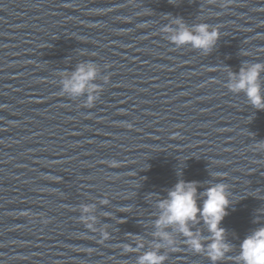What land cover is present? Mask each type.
Instances as JSON below:
<instances>
[{
    "label": "water",
    "instance_id": "1",
    "mask_svg": "<svg viewBox=\"0 0 264 264\" xmlns=\"http://www.w3.org/2000/svg\"><path fill=\"white\" fill-rule=\"evenodd\" d=\"M176 19L219 40L177 47ZM86 62L103 89L92 107L60 94ZM245 63H264V0H0V264H136L161 242L158 201L178 179L228 185L234 264L264 226V110L227 87ZM164 230L165 264H210Z\"/></svg>",
    "mask_w": 264,
    "mask_h": 264
},
{
    "label": "clouds",
    "instance_id": "2",
    "mask_svg": "<svg viewBox=\"0 0 264 264\" xmlns=\"http://www.w3.org/2000/svg\"><path fill=\"white\" fill-rule=\"evenodd\" d=\"M231 0H225V5ZM176 28L164 29L170 33V41L177 47L190 45L193 49L208 52L219 40V32L207 23H200L192 27L186 26L181 19H176ZM261 73H264V63H245L238 73L229 72L228 90L233 94L243 93L250 105L256 110H264V86L261 83ZM98 69L95 63L79 64L70 75H64L61 80V95L73 100L86 96L84 105L92 107L100 98L102 87L95 83ZM109 77L104 82L108 83ZM264 148V142L256 144ZM178 176L182 173L178 172ZM200 184L196 181L186 182L178 179L177 183L168 191L167 198L158 201L160 216L155 222L159 238L154 250L146 251L138 256L136 264H165L167 257L159 249L167 245L175 251V241L171 234L164 229L173 226L185 239L187 247L196 254H204L210 264H222L233 251V246L226 239V229L221 227L222 221L229 214L228 209L233 206L229 197L227 184L209 182L203 192H198ZM202 200V204L199 202ZM107 204V199L100 201ZM80 222L91 232L95 228V204H85L79 209ZM202 222L208 235L193 232L190 225ZM258 223V221H254ZM105 237L106 232H101ZM143 247V245H140ZM125 252L133 249L125 246ZM234 264H264V226L254 229L239 245V252L232 257Z\"/></svg>",
    "mask_w": 264,
    "mask_h": 264
}]
</instances>
